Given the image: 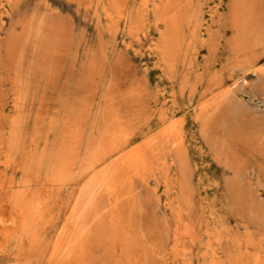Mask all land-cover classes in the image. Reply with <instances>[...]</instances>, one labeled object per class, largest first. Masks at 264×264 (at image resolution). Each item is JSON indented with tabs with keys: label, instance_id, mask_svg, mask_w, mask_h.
Returning <instances> with one entry per match:
<instances>
[{
	"label": "bare ground",
	"instance_id": "bare-ground-1",
	"mask_svg": "<svg viewBox=\"0 0 264 264\" xmlns=\"http://www.w3.org/2000/svg\"><path fill=\"white\" fill-rule=\"evenodd\" d=\"M23 1L2 0L1 4L19 7ZM86 1L95 10L101 34L112 37L114 46L120 34L141 40L148 34L151 11L159 15V21L165 23L167 29L161 32L158 42L151 45L152 50L161 52L164 68L171 78L178 73L180 64L188 67L182 75V93L196 89L203 79V74L195 68L204 50L210 62L217 59L228 26L233 32L228 47L235 66L259 67L264 57V0H231L227 11L220 1L215 9L209 10L211 20L207 19L202 6L204 0H141L137 8L130 4L131 0ZM6 13L9 15L12 10L7 9ZM104 16L107 25L103 23ZM257 24L261 26L260 32L254 28ZM126 43L133 45L132 41ZM103 47L99 64L92 60L89 66L91 76L96 72L98 75L86 94L75 96L64 109L56 110L57 114L62 111V119L51 117L46 123L42 120L30 135L25 131L27 110L37 92L30 91V78L25 68L21 69L20 59L7 64L15 69L9 81L12 92L1 91L0 94L12 99L13 110L12 114L5 113L2 107L0 113V117L7 118L6 124L0 122V167L11 170L12 174L1 176L0 187L11 188L6 190L11 212L14 211V217L18 216L19 220L14 222L17 223L14 227L13 223L11 226L6 223L9 221L5 220V215L0 217L3 237L18 233L31 235L29 249L37 251L39 261L45 258L46 264H92L101 240L108 250L105 264H149L151 256L168 260L149 236L152 227L149 232L142 226L145 211L140 187L150 188L151 178H155L158 184L152 189L155 201L162 203L158 188L164 183V207L176 220V226L171 227L174 264H194L187 256L200 242V231L192 215L195 204L189 183L192 172L188 163L185 119L176 120L177 116L162 111L156 114L159 123L153 129L150 122L155 114L147 109L144 93L135 94L134 89L121 92L123 86L116 83H111L107 92L101 91L103 71L108 63L106 49L111 46L105 41ZM259 69L264 72V67ZM1 77L0 74V80ZM39 77L42 80V74ZM228 93L232 96L234 92L228 89ZM98 94H103L102 100L96 103ZM206 98L208 102L212 99ZM20 172L25 178L16 185L15 175ZM30 185L34 186V191ZM150 192L145 194L146 198ZM55 201L66 204L67 208L68 203L72 204V209L69 214L67 208L66 213L63 211L62 214H67L64 223L57 229L54 240L45 244L37 225L44 221L48 207ZM214 202L213 207L206 205L211 208L215 223L206 231L210 247L203 253L206 261L202 264H264V235L257 240V234L247 225V234L242 237L230 228L223 199ZM224 244L229 245L227 251ZM9 252L5 245H0V262L8 258ZM34 259H18L14 264H34Z\"/></svg>",
	"mask_w": 264,
	"mask_h": 264
},
{
	"label": "rangeland",
	"instance_id": "rangeland-1",
	"mask_svg": "<svg viewBox=\"0 0 264 264\" xmlns=\"http://www.w3.org/2000/svg\"><path fill=\"white\" fill-rule=\"evenodd\" d=\"M1 1L0 92H12L9 91V81L15 69H10L8 65L13 59H20L21 69L25 68L24 72L30 78V91L37 92L35 96H32L34 103H30L27 110L25 131L28 135L34 132L35 126L42 123V120L46 123L49 120H45L51 117L62 119V111L60 110L61 113L57 114L56 110L64 109L68 100H74L75 96L86 94L98 75L96 72L91 76L89 66L92 60L98 61L97 64H99L101 60L99 56L106 41L111 47L109 50L106 49L108 63L107 66H103L104 84L101 91L107 92L110 84L116 83L123 86L121 92H130L134 89L135 94L144 93L143 100L147 109L155 114L150 122L153 129L159 123L156 114L162 111L177 116L176 120L185 119L188 163L192 172L189 183L195 204L192 215L200 231V242L193 248V252L189 253L187 259L194 264H202L206 261L203 253L210 247L207 244L209 236L206 231L215 223L209 211L210 207L206 205L212 204L213 207L214 201L220 198L227 207L226 212L231 222V229L244 237L247 234L246 226L249 225L257 234V240L264 235V72L259 69L264 67V57L259 67L235 66L232 50L228 47V39L233 36L231 26L227 27V33L222 40L216 60L210 62L206 57V50L198 56L199 64L195 69L203 74V79L199 81L197 88L187 89L182 93L180 84L188 67L180 64L178 73L171 78L164 68L161 52L152 50L151 45L157 43L161 32L167 29L165 23L159 21V15L154 11H151L149 15L147 35H143L142 39L138 40L136 36L120 34L117 45L114 46L111 44L112 37L109 38L108 34L103 37L101 34L95 10L88 6L86 0H25L19 7L17 4L12 7L3 6ZM220 1L226 8L225 11L229 10L231 0L203 1L202 6L208 20H211L209 10L215 9ZM140 3L141 0L130 2L136 8L140 6ZM262 7H264V1ZM7 9H11L12 13L7 15ZM103 23L105 25L108 23L106 16ZM254 28L259 32L261 30L259 24ZM126 41H132L133 45L128 46ZM29 53L32 57H29L31 56ZM39 73L43 76L42 80ZM132 73L133 80L129 76ZM141 75L142 78H140ZM214 79L221 82H216ZM133 83L139 85L135 88ZM228 89L234 92L232 96L229 95ZM101 95L103 94L95 97L96 103L102 100ZM7 96L0 94L1 114L2 107H5V113H11L13 110L12 99H6ZM206 96H209V100L212 97V102L211 100L208 102ZM206 106L207 110H204ZM6 121L7 118L0 117L1 123L6 124ZM250 150L253 153H250ZM0 170V181L1 176L7 173L12 174L11 170V172L6 171L2 165ZM24 178L21 172L16 174L15 184H19V181ZM154 180L155 178H151L150 188L140 187L145 211L142 226L149 232L152 231L149 233L150 238L156 243L157 248L166 254L168 260L151 256L149 264H174V237L171 227L176 226V220L164 207L166 201V193L163 191L164 183H161L158 188L163 201L162 203L159 200L155 201L152 189L158 184ZM29 187L31 191H34L32 189L34 186ZM8 189L11 188L4 190V187H0V196L3 194L0 198V210L3 209L0 211V217L5 215L6 219H4L9 221L6 223L8 225L13 223L12 226L15 227L17 223L14 222H17L19 218L14 217L16 215L14 211V214L11 212L9 191H6ZM147 192L151 195L146 198ZM67 205L68 208L70 205L69 210L62 202L55 201L50 204L44 221L37 225V230L43 235L45 244L54 240L57 229L62 226L67 217L65 213L67 211L68 214L70 213L72 204ZM64 210L65 213L62 214ZM49 220L51 221L47 223ZM168 220H170L169 223ZM207 220L210 224H206ZM1 225L3 226V223L0 221V245H5L10 252L8 258L0 264H14L18 259L24 261L29 257L35 258L34 264H46L45 258L39 261L37 251L29 249L32 243L31 235L18 233L13 237L5 238L2 231L4 226ZM228 246L224 244L226 251ZM96 250H98L97 256L92 264H105L109 256L106 254L108 250L102 240L97 243Z\"/></svg>",
	"mask_w": 264,
	"mask_h": 264
}]
</instances>
